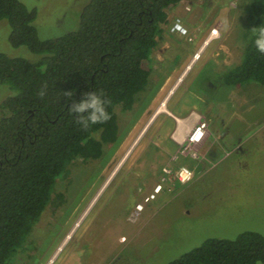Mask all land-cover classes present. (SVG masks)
I'll list each match as a JSON object with an SVG mask.
<instances>
[{
  "label": "rangeland",
  "instance_id": "obj_1",
  "mask_svg": "<svg viewBox=\"0 0 264 264\" xmlns=\"http://www.w3.org/2000/svg\"><path fill=\"white\" fill-rule=\"evenodd\" d=\"M19 1L37 11L42 40L75 31L90 2ZM251 4L183 0L170 9L147 55V89L132 110L116 109L118 142L104 145L98 159L73 161L11 264H169L206 240L264 235V87L222 82L253 33ZM178 22L187 34L174 30ZM9 34V23L0 20V53L40 59L13 48ZM12 95L0 82V106ZM164 103L169 113H158ZM199 117L209 136L199 158L185 157L178 137ZM182 167L193 171L191 181L176 178Z\"/></svg>",
  "mask_w": 264,
  "mask_h": 264
},
{
  "label": "trees",
  "instance_id": "obj_2",
  "mask_svg": "<svg viewBox=\"0 0 264 264\" xmlns=\"http://www.w3.org/2000/svg\"><path fill=\"white\" fill-rule=\"evenodd\" d=\"M183 0H90L75 31L42 40L37 11L19 0H0L9 43L40 59L0 53V82L13 95L0 106V264H11L51 202L59 178L75 159L100 158L119 140L117 107L133 109L149 84L147 55L163 36L167 10ZM253 29L264 27V0H252ZM247 42L238 65L222 76L226 87H264V55ZM47 95L37 93L44 84ZM103 91L111 120L82 130L69 108L82 94ZM71 92L69 98L65 93ZM63 200V195H58ZM264 260V235L246 231L235 239H210L169 264H256Z\"/></svg>",
  "mask_w": 264,
  "mask_h": 264
},
{
  "label": "clouds",
  "instance_id": "obj_3",
  "mask_svg": "<svg viewBox=\"0 0 264 264\" xmlns=\"http://www.w3.org/2000/svg\"><path fill=\"white\" fill-rule=\"evenodd\" d=\"M255 40L254 46L256 50L264 55V27L254 28L252 30ZM48 85L45 83L37 95L43 99L47 95ZM69 98L72 93H65ZM111 104V100L105 98V94L101 91L99 94L95 91H89L82 94L79 101H73L69 112L74 115L75 122L81 126L82 130L88 131L93 125L105 124L111 120V115L107 110V106ZM256 264H264V260H257Z\"/></svg>",
  "mask_w": 264,
  "mask_h": 264
},
{
  "label": "built area",
  "instance_id": "obj_4",
  "mask_svg": "<svg viewBox=\"0 0 264 264\" xmlns=\"http://www.w3.org/2000/svg\"><path fill=\"white\" fill-rule=\"evenodd\" d=\"M177 27H180L182 29L180 30ZM174 30L180 32L181 34H187L186 28H184L180 24V22L175 24ZM208 136H209L208 124L205 120L199 117L198 121H196L195 126L188 133V135L182 141L177 140L178 144L180 145L179 154H182L185 157L190 156L191 158L194 159L199 158V148L205 143ZM193 177H194L193 171L186 167L180 168L179 172L176 175V178L182 183L191 181ZM160 190L161 187L159 186L158 189H156V192H159ZM149 200L150 199H147V201Z\"/></svg>",
  "mask_w": 264,
  "mask_h": 264
},
{
  "label": "crops",
  "instance_id": "obj_5",
  "mask_svg": "<svg viewBox=\"0 0 264 264\" xmlns=\"http://www.w3.org/2000/svg\"><path fill=\"white\" fill-rule=\"evenodd\" d=\"M170 10H167V13H168V19L170 18V14H169ZM168 113H169V110H167ZM196 124V119H189L188 123L186 124L185 126V121H184V125H182L184 127V132L182 135H180L178 138H179V141H182L187 135L188 133L193 129V127L195 126ZM182 126L180 127L182 129ZM179 128V129H180Z\"/></svg>",
  "mask_w": 264,
  "mask_h": 264
},
{
  "label": "bare ground",
  "instance_id": "obj_6",
  "mask_svg": "<svg viewBox=\"0 0 264 264\" xmlns=\"http://www.w3.org/2000/svg\"><path fill=\"white\" fill-rule=\"evenodd\" d=\"M178 29H182V28H180V27H177ZM183 32V31H182ZM218 33V31L217 30H215V31H213V33H212V35H216ZM198 56V54L196 55V57ZM166 104L164 103L163 104V106L160 108V110H159V112L158 113H167L168 111H167V106H165ZM184 123V120H180V125L182 126V125H184L183 124ZM141 209V208H140Z\"/></svg>",
  "mask_w": 264,
  "mask_h": 264
}]
</instances>
